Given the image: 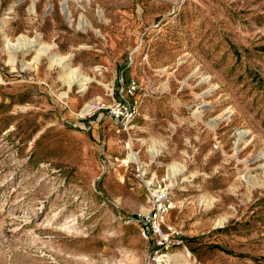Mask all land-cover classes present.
I'll list each match as a JSON object with an SVG mask.
<instances>
[{
    "label": "rangeland",
    "instance_id": "374dc122",
    "mask_svg": "<svg viewBox=\"0 0 264 264\" xmlns=\"http://www.w3.org/2000/svg\"><path fill=\"white\" fill-rule=\"evenodd\" d=\"M0 264H264V0H0Z\"/></svg>",
    "mask_w": 264,
    "mask_h": 264
},
{
    "label": "built area",
    "instance_id": "2783aa9c",
    "mask_svg": "<svg viewBox=\"0 0 264 264\" xmlns=\"http://www.w3.org/2000/svg\"><path fill=\"white\" fill-rule=\"evenodd\" d=\"M135 87H133L132 90H134ZM124 111V113L122 112ZM123 114H126L129 118H132L134 116V113L131 111H128L125 107L120 108L119 106L115 107L112 111V115L115 118H119ZM167 210V206H165L162 203H159L154 210V214L150 216L146 220V224L148 226V229L152 231L153 235L158 239V245H164L166 243V239L164 238V234L162 232V227H161V218L165 214ZM145 224V225H146Z\"/></svg>",
    "mask_w": 264,
    "mask_h": 264
},
{
    "label": "bare ground",
    "instance_id": "6f19581e",
    "mask_svg": "<svg viewBox=\"0 0 264 264\" xmlns=\"http://www.w3.org/2000/svg\"><path fill=\"white\" fill-rule=\"evenodd\" d=\"M86 80V79H85ZM85 80L83 78H78L77 83L83 87L85 85ZM87 82V81H86ZM133 154V153H132ZM134 155V154H133ZM133 159V158H132Z\"/></svg>",
    "mask_w": 264,
    "mask_h": 264
}]
</instances>
